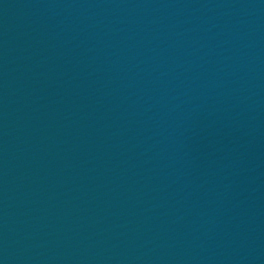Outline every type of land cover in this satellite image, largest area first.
Returning <instances> with one entry per match:
<instances>
[{
  "label": "water",
  "instance_id": "water-1",
  "mask_svg": "<svg viewBox=\"0 0 264 264\" xmlns=\"http://www.w3.org/2000/svg\"><path fill=\"white\" fill-rule=\"evenodd\" d=\"M0 264H264V0H0Z\"/></svg>",
  "mask_w": 264,
  "mask_h": 264
}]
</instances>
